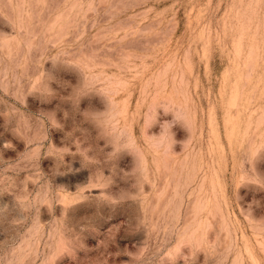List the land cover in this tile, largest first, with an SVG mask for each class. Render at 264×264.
<instances>
[{
  "label": "rangeland",
  "instance_id": "374dc122",
  "mask_svg": "<svg viewBox=\"0 0 264 264\" xmlns=\"http://www.w3.org/2000/svg\"><path fill=\"white\" fill-rule=\"evenodd\" d=\"M0 264H264V0H0Z\"/></svg>",
  "mask_w": 264,
  "mask_h": 264
}]
</instances>
